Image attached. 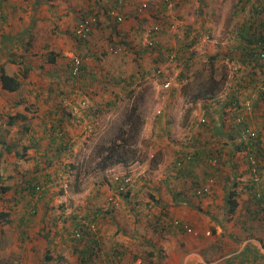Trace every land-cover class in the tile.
Segmentation results:
<instances>
[{
  "label": "crops",
  "instance_id": "0c3cea01",
  "mask_svg": "<svg viewBox=\"0 0 264 264\" xmlns=\"http://www.w3.org/2000/svg\"><path fill=\"white\" fill-rule=\"evenodd\" d=\"M120 1L122 7L127 3L134 8L139 2ZM109 2L115 3V0ZM181 2L176 1L173 7H182ZM93 3L94 0H0V67L5 74L16 76L19 82L17 89L10 92L0 86V123L3 125L4 121L8 125L0 130V146L3 150L2 152L0 150V174L2 169L10 164L5 161L6 159L11 161L13 158L17 159L16 143L21 151L22 149L25 151L19 159L18 165L21 166L17 172L19 175L22 169L31 173L34 168L43 167L51 181L60 180L66 176L63 172L67 170L63 167L68 166L65 165L67 160L72 163L69 168H77L79 171L82 158L78 155L69 158L72 148L89 150L86 144L87 136L98 126L100 114L109 113L118 103L129 101L139 87L119 83L118 80L113 82L116 75L124 76L137 65L122 64L119 62L121 59L117 58L122 56V53L112 54L107 51L111 45L109 39L116 40L119 36L126 39L134 38L135 40L128 42L129 44L137 41V25L136 29L135 27L132 29L129 17L115 23L117 28H113V21L101 13L98 16L101 27L95 29L85 47L74 39L72 29L78 20V10ZM204 3L211 14V3L209 0H204ZM237 12L228 34L220 29L205 33L204 30L211 20L206 21L204 18L199 21V29L197 28L199 31L193 33L194 31L188 28L181 37L173 39L171 46L175 51V47L181 41L185 39L191 41V38H195L193 43L184 49L186 64H176L177 69L174 67L176 77H168L167 88L161 87L162 82L167 80L163 72L160 75L161 81H158L151 72L143 77L145 79L149 76L146 81L153 89H159L160 95L157 101L159 108L154 115L151 114L145 119L142 135L144 134L143 137L149 142L147 150L152 153L163 151L160 148L162 138L165 144L169 145L166 146L167 153H162L165 156L163 157L165 166L160 173L137 176V191L140 187L141 191L134 194L136 187L131 188L129 195L127 197L123 195L118 201L120 207L113 208L122 209L126 215L134 211L153 212L157 219H166L164 221L170 224L166 225L165 231L160 235L155 233V237L148 244L147 255L151 264H264V100H259L258 92L254 91L253 87V90L248 86L240 90L239 97H246L254 104L253 109L246 110L244 117L258 135L263 149L262 157H258L260 172L258 184L253 187L246 183L244 160L238 159L234 151L232 142L234 139L230 135L235 134L224 126L226 121L222 120L224 110L222 107L227 101L229 90L234 87L233 78H229L222 93L202 98L189 97L185 100L177 88L182 82H194L202 77L206 68L210 69V72H215L217 62L221 59L223 63H228L229 69L235 70V65L228 62L226 56L237 54L233 44L238 36L233 25H238L247 16L245 10ZM210 35L211 39L207 41ZM167 40L171 43L169 38ZM204 42L212 44L205 47L210 50L201 47ZM51 54L54 55V60L49 62L47 59ZM70 54L83 57L80 74L82 77L74 82L66 81L64 78L68 71ZM94 56H102V60L96 63ZM203 60L204 62H201ZM146 66L145 63L144 67ZM163 66L160 67L162 70ZM167 67L171 70L170 64ZM23 68L26 72L21 76ZM260 76H264V73ZM212 77L215 78V75ZM131 87L132 94H128ZM84 101L86 105L82 107L80 103L83 105ZM97 105L101 107L96 108ZM16 112L21 113L24 118L8 123V117ZM207 112L212 115V121L217 126L208 131L197 129L198 121ZM179 116L180 119H188L189 122L183 120L178 122L176 126L181 129L176 132H181L176 135L181 137L169 142L166 136L171 137L175 120ZM55 119L70 140L64 150L58 149L55 145L56 137L53 139L54 133L57 132ZM13 123L20 139L12 138L13 141L8 143L7 130ZM22 123H25L27 128L20 133ZM223 142L226 144H222ZM193 146L198 147L197 149L204 155H208L207 167L197 163L182 173L173 172L170 165L176 155ZM5 148L9 151H5ZM204 155L197 154L200 159ZM211 156L216 157V166L209 164ZM69 159H74L76 164ZM13 174L12 171H8L0 178H3L6 184ZM208 176L214 178L210 195L195 196L190 188L191 181L198 180L203 184ZM95 181L97 190L104 191L105 186L109 185L112 189L113 183L110 178ZM144 190L147 194L143 192ZM256 192H260L257 204L253 203L250 197V193L255 195ZM130 195L135 198L133 206H126L131 205ZM50 196L51 194L47 193L45 198L49 200ZM96 196L104 198L103 193L97 191L85 197V201H90L91 197ZM33 200L34 203L36 199ZM131 207L134 211L130 210ZM45 209L47 210L46 204L43 205V212ZM114 212L115 210L111 215ZM41 213L40 207L39 215ZM115 219L111 218L108 222L116 225ZM170 220L171 222L177 220L178 225H172ZM149 224L152 225V222ZM183 224L189 226L192 232H186L182 228ZM131 262L138 264L139 258ZM142 262L143 260L140 264Z\"/></svg>",
  "mask_w": 264,
  "mask_h": 264
},
{
  "label": "rangeland",
  "instance_id": "374dc122",
  "mask_svg": "<svg viewBox=\"0 0 264 264\" xmlns=\"http://www.w3.org/2000/svg\"><path fill=\"white\" fill-rule=\"evenodd\" d=\"M154 1L157 0H148L149 6H147L146 9L137 14L136 17L133 16V11H135V8L134 6H128L130 4L126 3V6L123 5L121 12L123 13V15H128L127 17L130 18L132 29H134V27L136 29L135 25L142 22L144 24L142 28H144L153 24L154 19H157L159 22L164 21L161 24H163V26H165V30L171 34L168 36L171 41V43L167 42L169 44L168 46H171L174 38L181 37L182 33H184V31H186L188 28L193 30V33L199 31V21L204 18H206V21H208V19L211 20V23L208 25L207 29L204 30L205 33H211L214 29H220L221 31H224L226 34H228L229 30L231 29V25L233 24L232 22L236 19V16H234L233 13L236 12L235 10H237V5L239 2V0H209L212 5V13L209 14V8L204 5V3L200 2L202 0H170L168 8L166 9V11H164V13L155 12L154 7H152L154 6L152 4L154 3ZM176 1H182V7H173ZM150 4H152V6ZM247 5L248 6L244 8L246 13L249 12L254 5L260 6L261 8L262 6L264 7V0H248ZM199 9H201V11ZM254 16L256 19L261 20L264 17V11L260 13L258 12ZM137 18L140 21L142 20V22H136L138 20ZM168 21L175 24V28L173 31L169 32V29L167 28L168 26L165 25V23ZM130 34H132V32ZM210 39L211 35L209 36V39L207 41H209ZM137 41L138 44L144 48V44L142 43V30H137ZM210 45L212 46L210 42H204L201 44V47L204 50H210L208 48H205L207 46L210 47ZM128 46L132 51H136L137 54L141 57L139 58V56L137 57V55H133L134 52H127V55H125V53H122V56L117 57L121 59V61H119L120 63L125 65L135 64V60H137L138 62L140 61L142 65H144L145 63L150 62L151 58H149V54H146L148 53L147 50L138 48L134 43H130ZM201 62H204V60ZM168 64L171 65V70H168ZM176 64H178L177 61H175L174 59L169 61L167 57V62L163 64V70L162 68H160V72H163V75L167 78V80L169 79L168 77H176ZM227 66L228 63H223L221 59L217 62V69L215 70V72H210V69L206 68L203 72L202 77L200 76V78L196 81L189 83L182 82V84H178L177 88L182 93V97L186 100L189 97L202 98L206 96L217 95L220 92L222 93L225 90V85L228 83L229 78H233L232 76L234 70L229 69ZM174 67H176V69ZM213 75H215V78L212 77ZM153 76H155V78H158V76L154 75V73ZM147 78H149V76H147L145 79H140V81L137 83L139 87L135 92H133V96L129 101L118 103L115 109L109 113L103 112L100 114L98 119V126L87 136L88 142H86V144L88 145L89 150L85 151L83 149L82 151L72 148V152L69 153V158H73V155H78L82 158L80 161L82 162V165L79 167V171H77V168H69L70 164L72 163H69L67 160L65 162V165L68 166L63 167L64 170L68 171L63 172L64 174H66V176L64 178L61 177L60 180H55V182L49 183L47 185V193L51 194V199H49L48 201L49 204L47 205L46 215L43 219V225L45 227L44 230L47 231L49 225L53 223L54 231L50 230L49 232H47L48 235L46 236V238L37 236L38 238L27 239L23 236H19L18 232L13 230L15 226H6V224H0V264H73L74 256L69 250L70 246L66 234H63L64 236L63 238H61L63 227L65 226V228H70L69 216L72 212L76 211L73 210L75 209L73 206L79 204L80 206H83V203H85V197L93 192L99 191L103 193L104 198L100 197L99 200L95 202V204L97 205L94 206H101V208L108 207L109 205H112L111 207L115 208L120 207V203L118 205V201L122 198V196L120 194L115 195L114 203L108 204L107 198L114 195L113 191L110 189V185L105 186L104 191L97 190L95 180L110 178L113 182L114 176L127 175L132 180V188L136 187L135 190H137V176H142L141 174H144L143 176H146L161 172L163 166H165L163 162V157L165 156H163L162 153H167L166 146L169 145H166V142L162 138V145H160V148H162L163 151L152 153V151L147 150L146 147L149 145V142L143 137L145 135H142V133L144 132L143 123L145 119H147V116L150 117L151 114L154 115L156 110H158L159 108V103L157 101L160 95V90L155 88L153 89V87L149 85L148 81H146ZM157 80L161 81L160 78H158ZM80 105L84 107L86 105V102L84 101V104L82 105L80 103ZM132 107L134 108L133 117L129 118L126 122L125 115L128 114V110H130V108ZM181 120L183 119H180V116L175 120L176 124L174 125L172 133L170 134L171 137L166 136L167 141L170 142L175 138L181 137V135H176L181 132H176V130L181 129V127L176 126ZM185 121H188V119L183 120V122ZM2 123L3 125L0 123V130L8 127V125L4 121ZM117 128H121V130L124 132L123 139L125 144L124 148L126 150L125 154L123 155L122 160L117 162L118 165H114L115 163L112 161L103 163L102 160H100V156H96V152L98 148L105 147L108 142L114 138ZM7 131L9 132V139L7 140L8 143L12 142L14 138L20 139L19 134L14 127V123L11 124L10 129H8ZM232 139H234L232 140V142L234 143V151L237 154V158L244 160V152L242 153L237 149L239 146V141L241 140H239L238 137H233ZM187 141H189V139ZM4 142L6 141L4 140ZM222 144L226 143L223 142ZM15 147V157L17 159L13 158V161H11L10 159H6L5 161L10 164L8 166H5L2 169V174H0V177H3L8 171H12L14 173L13 175H10V177L8 178L9 180H7L6 184L13 182L16 183L21 180V175L17 174L18 170L21 168L20 164L18 165L21 149L17 143L15 144ZM1 148L2 147L0 146V150ZM103 155L104 153L101 154V156ZM69 160L70 162L72 161L73 164H76L74 163V159ZM133 179L135 180L136 184H134ZM1 183H4L3 178H0V184ZM191 185L192 183L190 184V187ZM143 192L145 193V190ZM24 197L25 200L26 198L29 200L27 206L25 207V211L29 214H32L33 212H30L34 209L33 199L35 198L32 195L29 197ZM129 197V203H131V205L126 206H133L135 198L131 195ZM25 200L17 201L18 206L21 207V204H23ZM116 203L118 206L116 205ZM7 205H9L8 201H0V209L5 208ZM36 208L37 214L35 215V217L40 218V206H37ZM132 208L133 207H131L130 210L134 211ZM114 210L115 212L111 216L105 215V218L107 220L109 218H116L115 220H117V226L114 225V223L108 221L105 222L108 223V226L106 227L103 225L102 227L104 229L101 233L103 240L102 243L105 247H109L113 245V242H117L121 243L122 246H124V248L126 249L122 250L120 257L115 258L110 262L102 259L100 260V264H132L131 261H134V259L139 258V262H141L143 257L147 258L148 261L150 259L147 255L149 251L148 244L151 242V239L155 237V233L160 235L159 229L156 228V230L154 231L153 227L155 226L146 223V219L142 217L143 213L141 211L140 212L142 214H136L135 217V211L132 212L134 214L129 213L128 215H126L122 212V209ZM44 254L49 258L45 259ZM147 261H143L142 264H146Z\"/></svg>",
  "mask_w": 264,
  "mask_h": 264
},
{
  "label": "trees",
  "instance_id": "16d2710c",
  "mask_svg": "<svg viewBox=\"0 0 264 264\" xmlns=\"http://www.w3.org/2000/svg\"><path fill=\"white\" fill-rule=\"evenodd\" d=\"M113 2H109V0H94V3L92 5H87L86 7H83L78 10L77 17L78 20L83 17L84 15H96L97 18L99 14L103 13L106 9L109 8H115L116 5ZM170 0L164 1V0H157L150 4L152 7H154L155 12H161L164 13L166 9L168 8ZM201 3H204V0L200 1ZM248 0H239L238 5H237V11L239 10L240 12H243L244 8L247 7ZM205 5V3H204ZM149 6V5H148ZM201 11V9H199ZM234 13V16L237 15L238 12ZM264 7L262 8L260 6H252L251 10L247 12V16L242 20L241 23L238 25L234 24L233 27L235 29V33L237 34V39H235V44H233V47H235V50L237 52L236 55L234 56H226L228 59V62H231L235 65V70L233 72V80H234V87L229 90L228 92V98L226 103L224 104V107H222L224 110L223 112V119L226 121V125H224L226 128L229 130H232L234 132V136L230 135V137H238V134L236 132V126L234 123V118L237 115H240L242 117V121L249 125L247 121L245 120V113L246 109L243 106V100L246 98L239 97L240 90L244 87H253L254 91L258 92L259 100L263 101L264 97L261 92H259L258 88L261 85H264V76H260V74L264 73V56L263 57H258L257 52L258 49H262L263 44H264V17L263 19L259 20L256 19L254 15H256L258 12H263ZM134 12V11H133ZM122 13V12H121ZM105 16V15H104ZM128 15H123L122 13V18L125 19L127 18ZM134 17L137 15L133 14ZM208 17V16H205ZM122 19V20H123ZM138 19V18H137ZM77 20V21H78ZM138 23L142 22L139 19L137 20ZM164 21L159 22L157 19H154L153 24H158L159 25V30L155 35H158L159 38H157V43L155 47H141L138 44V41H134L135 45H137L138 48L147 50L149 54L150 62L146 63L147 66L144 67V65L141 64V62L135 60V68H133L130 72H128L126 75H116V79L113 80V82L117 81L119 83H129V85H137V83L140 81V79H143V77L146 76L147 73L151 72L157 73V71H160L159 68L167 62V56L170 51L175 52L174 55V60L177 61L178 63H183L184 65L186 64V60L184 57V49L188 47L190 44H192L195 40V38H191V41L189 40H183L179 41V45L175 47V51L172 49L174 47L168 46V36L171 35L165 30V26H163ZM170 21L166 22L165 25H167ZM116 22H112L113 28H117ZM160 23V24H159ZM97 26L95 29H100L101 27V22L99 19L97 20ZM140 26H137V30H141V28L144 26L143 22L140 24H137ZM236 25V26H235ZM94 29V31H95ZM93 31V32H94ZM116 31V30H114ZM92 32V33H93ZM92 33L89 34L88 37H86L83 40H78L74 37L77 43L82 44L83 47L88 44L89 37L92 35ZM135 40L134 38L131 39H126V38H120L117 37L116 40H111L109 39L108 42L109 44L113 45H123L126 48V52L130 53L132 52L131 48L128 46V42ZM164 42V43H163ZM256 45V46H255ZM232 50V48H231ZM134 52V51H133ZM125 53V52H124ZM137 57H141L134 52ZM133 53V54H134ZM154 53V54H153ZM127 54V53H126ZM125 54V55H126ZM263 55H264V50H263ZM54 55L51 54L49 58L47 59L49 62L54 60ZM95 62L99 63L102 59L100 56H94ZM25 68V67H24ZM23 68V69H24ZM26 72V69L21 70V76H23ZM81 72H82V67H81ZM80 73H77L75 75L71 74V69H70V64L68 62V71L66 76L64 77L65 80H69L70 82L78 81L82 77ZM160 74L158 73V78H160ZM129 79V80H128ZM0 86L3 90L5 91H14L17 89L19 86V82L17 80L16 76L13 75H7L3 72V69L0 67ZM252 89V90H253ZM133 88L128 89V94H132ZM101 107L100 105H97L96 108ZM254 108V104L251 102L250 103V109ZM133 110L134 108H130L128 110V114L125 115V120L126 122L128 121L129 118L133 117ZM209 112H207L205 115L201 116L200 120L198 121V124L196 126L197 129H202V131H208L210 128H213L216 125L214 121H212L213 117ZM23 119L24 116L21 113H14L13 115L8 117V123H11L12 121L16 119ZM57 122V119H55V127H56V133H54L53 139L56 137V147L59 149H66L68 147L66 140H68L65 131L62 130L60 125ZM222 125V122H221ZM22 129H19L20 133H23L27 125L25 123H22L21 125ZM53 131V128H52ZM59 132V134H58ZM123 134L124 132L121 130V128H117L116 134L114 135V138L111 139L108 144L105 147L98 148L96 152V156H100V160H102L103 163L107 162H114L117 163L122 160L123 155L125 154V144H124V139H123ZM210 137H212V134L210 133ZM196 138V137H195ZM65 139V141L63 140ZM196 140V139H194ZM249 142L251 144V152L256 156V157H262V146L260 144V141L258 139V135L255 132V137L250 138ZM193 143V141L191 142ZM198 147L193 146L191 149H188L184 152H181L180 154L176 155L174 160L172 161L170 168L173 172L176 173H182L185 170H188V168L191 165H195L199 163L200 165H204L207 167V160H208V155H204L201 151L197 149ZM239 151L242 153L244 152V157H245V144L243 141H239V146L237 148ZM5 151H9L7 148L4 149ZM3 150H1L2 152ZM104 153L103 156L101 154ZM196 153V154H195ZM25 154V151L22 149L19 157H22ZM197 154H203L204 156L198 158ZM186 156L188 157L186 159ZM213 157V156H211ZM210 157V158H211ZM186 159V160H185ZM177 160L180 161L179 165H176ZM187 162V163H185ZM245 162V158H244ZM219 162H217L218 165ZM186 165V166H185ZM216 166V165H215ZM71 167V166H69ZM218 167V166H217ZM216 167V168H217ZM44 168H34L33 172L30 173V171H23L21 175V180H19L16 183H9V184H0V201H8L9 205H7L5 208L0 209V224L6 226H15L13 230L18 232L19 236H23L27 239L31 238H38L37 236H41L43 238H46L48 235L47 232L50 230L54 231V224H50L49 227L47 228V231H45V227L43 225L44 222V217L46 215V209L43 212V205H48L49 200L48 198H45L47 194V185L49 183H53L55 181H51V179L48 177V173L44 172ZM205 170V169H204ZM206 172V171H205ZM247 178H246V183H249L248 179V172L247 168L245 169ZM258 176L260 175L259 169L257 171ZM208 174V173H207ZM206 174V176H207ZM113 186H112V191L115 195L120 194L121 196L127 197L131 191V189H127L124 192L123 191H118V183L116 180H113ZM191 190L193 193V190L195 189L196 186L200 185V182L198 180H192L191 181ZM40 187V195L36 197V201L33 203V211H29L32 214H29L25 211V207L27 206L29 200L25 197H29L34 194V188L35 186ZM141 191V187L139 190L135 191V193H138ZM259 196L256 197L253 194L250 193V197L253 200V203L257 204L260 198V192ZM194 194V193H193ZM99 196L96 197H91L90 201H85L83 203V206L75 205L73 206L76 210L75 212H72L69 216L70 218V228L65 226L62 229V235L61 238H63V234H66L68 241H69V250L71 254L74 256V262L73 264H100V260H106L108 262L113 261L115 258H118L121 256L122 250H125L124 246H122L121 243L113 242L112 246L105 247L103 245V240L101 233L103 232V225L108 226V223H105L106 221H109L105 218V215H111L112 211L115 209L111 207L112 205H109L108 207H96L94 205L97 200H99ZM20 200H25L23 204H21V207L18 206L17 201ZM230 201V199H229ZM37 206H42V213L39 215L40 218H36L35 215L37 214ZM62 207V206H60ZM81 207V208H80ZM231 207H233V203L231 202ZM230 207V208H231ZM39 210V209H38ZM72 210V211H73ZM39 213V212H38ZM80 213V214H78ZM139 213V212H138ZM138 213H135L138 215ZM141 213V212H140ZM142 214V213H141ZM155 213L153 212H146L142 214V217L146 219V223L152 222L153 230L155 231L156 228L159 229L160 233L165 230L166 225H170L168 222L164 221L161 218L156 217ZM177 223L174 225H178V221L174 220ZM87 224H92L94 227L93 230L89 228ZM180 224V222H179ZM151 225V224H150ZM13 228V227H12ZM70 229V231H69ZM2 231V228H1ZM73 231H75L78 236L75 237L73 236ZM69 235V236H68ZM20 239V238H19ZM23 239V238H22ZM64 242V240H63ZM45 255V254H44ZM49 257L45 255V259H48ZM143 261H147V258L143 257ZM107 262V263H108ZM140 264V262H139ZM146 264H150V259L146 262Z\"/></svg>",
  "mask_w": 264,
  "mask_h": 264
},
{
  "label": "built area",
  "instance_id": "2783aa9c",
  "mask_svg": "<svg viewBox=\"0 0 264 264\" xmlns=\"http://www.w3.org/2000/svg\"><path fill=\"white\" fill-rule=\"evenodd\" d=\"M165 2L168 0H164ZM148 6V0H139L137 6L135 7V14H139L142 10L146 9ZM121 7H122V2L119 0L117 3V6H115V8H109L106 9L104 11V15L109 18L110 20H112L113 22L119 23L122 21V13H121ZM138 11V12H137ZM1 20V17H0ZM97 16L96 15H84L83 17H81L77 23L75 24V26L72 29V34L73 36L78 39V40H83L86 37L89 36L90 33H92L95 29V27L97 26ZM167 28L170 31H173L175 28V24L169 22L167 24ZM159 30V25L158 24H151L149 26H146L144 29H142V43L144 44L145 47H155L156 43H157V38L158 35H155ZM205 38L207 36H204ZM256 46V45H255ZM264 46V44H263ZM263 50L264 47H262V49H258L257 52V56L258 57H263ZM108 52L112 53V54H117V53H124L126 52V48L123 45H109ZM174 55L175 52L170 51L168 53V60L171 61L174 59ZM82 63H83V57H81L80 55H76V54H70L69 55V64H70V69H71V74L75 75L77 73L81 72V67H82ZM160 70V69H159ZM158 73L161 75L160 71H157V73H154V75L158 76ZM162 88H167L169 86V81L165 80L162 82ZM259 92L262 93L263 97H264V85L259 86L258 88ZM250 99L246 98L243 100V106L246 110H250ZM82 104V103H81ZM234 123L236 126V132L238 134V139L243 141L245 144V165L247 168V172H248V179H249V184L252 185L253 187L257 186L258 184V180H259V176H258V157H256L250 150H251V144L249 142L250 138H254L255 137V132L254 130H252V128L245 124L242 121V117L240 115H237L234 118ZM69 144V141H67V145ZM188 157L186 156V159ZM185 159V160H186ZM209 164L210 165H215L216 164V157H211L209 158ZM180 161L177 160L176 165H179ZM113 180H116L118 183V187L117 190L118 191H125L127 189H131L132 188V180L129 176L127 175H120V176H114ZM214 183V178L212 176H208L206 178V180L204 181L203 184H200L198 186L195 187V189L193 190V193L195 196L198 197H202V196H206V195H210L211 193V187ZM40 187L39 186H35L34 188V198L38 197L40 195ZM115 194L112 196H109L107 198V203L111 204L114 203L115 201ZM255 196H258V193L256 192ZM176 221H172V224H176ZM89 226V228L91 230H93V226L92 224H87ZM182 228L186 231V232H192L191 229L189 228V226H186L185 224L182 225ZM73 236L77 237L78 234L73 231Z\"/></svg>",
  "mask_w": 264,
  "mask_h": 264
},
{
  "label": "clouds",
  "instance_id": "9594fccd",
  "mask_svg": "<svg viewBox=\"0 0 264 264\" xmlns=\"http://www.w3.org/2000/svg\"><path fill=\"white\" fill-rule=\"evenodd\" d=\"M125 47V46H124ZM67 141H69V140H66V143H67ZM69 143H70V141H69ZM69 145V144H68ZM33 196V195H32Z\"/></svg>",
  "mask_w": 264,
  "mask_h": 264
}]
</instances>
